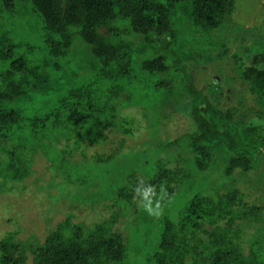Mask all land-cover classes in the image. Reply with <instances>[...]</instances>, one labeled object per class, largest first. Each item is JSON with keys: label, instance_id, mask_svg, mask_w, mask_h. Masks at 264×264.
<instances>
[{"label": "trees", "instance_id": "trees-1", "mask_svg": "<svg viewBox=\"0 0 264 264\" xmlns=\"http://www.w3.org/2000/svg\"><path fill=\"white\" fill-rule=\"evenodd\" d=\"M235 1L0 0V192L25 182L43 152L59 188L82 185L84 195L72 199L110 211L91 226L69 214L43 241L6 231L0 264H264V232L246 242L242 228L259 222L264 207L239 186L262 164L264 122L236 116L215 76L195 84L196 70L214 61L234 67L264 120V19L239 24ZM172 101L192 124L163 137ZM129 105L155 117L146 148L87 161L85 147L134 134ZM82 147V161L71 162L66 154ZM138 177L188 196L149 216L133 195ZM129 216L125 235L115 226Z\"/></svg>", "mask_w": 264, "mask_h": 264}, {"label": "rangeland", "instance_id": "rangeland-1", "mask_svg": "<svg viewBox=\"0 0 264 264\" xmlns=\"http://www.w3.org/2000/svg\"><path fill=\"white\" fill-rule=\"evenodd\" d=\"M185 16H187V13H185ZM233 18L245 27H259L264 19V0H236ZM32 24L28 23L29 26ZM30 32H32L31 29ZM251 41V35H247L244 42L251 43ZM241 42L242 40L236 44H232L229 41L228 46H232V49L235 50ZM196 73L195 84L198 88L209 83L212 77L218 78L216 82L220 87L224 88V99L230 100L229 103L232 106H238L239 111L236 116L240 114L244 119L248 117V119H254L256 122H264L262 117H259L257 114V110L261 106L255 100L254 95L249 92L248 87L242 84L241 79L235 74L234 67L230 69L229 67L219 65L218 61H214L208 70L201 67L196 70ZM123 111L135 119L137 130L135 129L133 135L113 132L111 139L107 142L85 147V158L87 161H94L97 155L113 154L117 156L120 152L146 148L145 141L150 139V125L154 122L155 117L151 115L149 118L151 121L148 118L146 119L143 113L144 109L139 105H129L124 107ZM163 113H166L161 121L163 124L161 135L163 137L178 136L189 129L192 124L190 118L186 116L185 112H181V107L175 101L166 104ZM64 142L65 140L61 139L58 142L57 148H63ZM120 143H123L122 148H120ZM82 149L84 147L72 156L66 154L67 158L71 162L82 161ZM261 150L264 152V148ZM224 165L225 163H223V169L221 168L222 171L221 169L219 171L216 170L217 174L223 173ZM50 166V160L47 159V156L43 152H39L33 165L34 173L23 183H9V191L0 192V237L6 231H17L20 238L25 239L32 235L37 236L43 241L50 230L56 227L60 221L66 219L69 214H72L74 222H80L89 226L100 221L102 216L110 215L109 209L102 204H93L84 199H72L71 196L77 192L82 191L81 193L84 195L82 185H67L68 191L61 187L59 188L55 183L61 177L60 175L55 177L56 172ZM235 175L241 176V172L238 170ZM216 176V174L212 176V183H215ZM243 177L245 179L239 183V186L246 193L245 199L251 204L257 203L264 207V157L260 166L254 168L248 175ZM249 180L254 181L257 187H249ZM22 184L27 187L23 191H21ZM188 193V190L181 187L174 194L173 202L175 209L186 200ZM261 215L262 219L259 222L252 223L251 225H242L244 230L243 237L246 242L251 236L264 232L262 230V225H264V209ZM130 218L129 216L127 219H121L115 226L125 235L128 234V220ZM245 245L246 249H248L247 244Z\"/></svg>", "mask_w": 264, "mask_h": 264}, {"label": "clouds", "instance_id": "clouds-1", "mask_svg": "<svg viewBox=\"0 0 264 264\" xmlns=\"http://www.w3.org/2000/svg\"><path fill=\"white\" fill-rule=\"evenodd\" d=\"M134 198L139 199L140 208L149 216L159 218L164 215L165 208L173 201L166 188L161 183L159 186L146 183L143 178L138 177L133 188Z\"/></svg>", "mask_w": 264, "mask_h": 264}]
</instances>
